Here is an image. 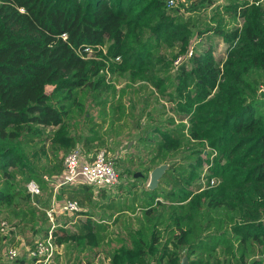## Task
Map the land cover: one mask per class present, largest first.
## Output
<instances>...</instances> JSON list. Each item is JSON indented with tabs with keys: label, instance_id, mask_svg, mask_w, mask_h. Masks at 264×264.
<instances>
[{
	"label": "trees",
	"instance_id": "1",
	"mask_svg": "<svg viewBox=\"0 0 264 264\" xmlns=\"http://www.w3.org/2000/svg\"><path fill=\"white\" fill-rule=\"evenodd\" d=\"M166 2L0 0V208L45 232V202L25 183L46 190L42 175L59 173L78 141L82 152L102 147L99 127L125 114L113 81L124 75L175 90L171 114L140 133L142 155L127 159L145 174L169 164L154 188L140 175L144 185L132 181L118 200L86 183L63 186L67 198L104 213L56 227L57 246L103 250L107 264H179L182 254L188 264H264V5ZM192 33L198 40L172 74ZM212 36L225 43L222 59L200 46ZM205 146L216 155L196 183ZM37 150L48 162L30 159ZM24 258L10 264H38Z\"/></svg>",
	"mask_w": 264,
	"mask_h": 264
},
{
	"label": "rangeland",
	"instance_id": "2",
	"mask_svg": "<svg viewBox=\"0 0 264 264\" xmlns=\"http://www.w3.org/2000/svg\"><path fill=\"white\" fill-rule=\"evenodd\" d=\"M168 1L169 0H167L166 2L167 6H170L174 4V2H176V0H171V2ZM217 1L222 2V0ZM260 4L264 5V0H262ZM197 40V36L192 33L189 38L188 45L185 47L186 50L184 52L176 53L172 61V74L176 73L174 69L176 68V65L180 62V60L185 59L187 56H189ZM200 46L204 48H210L212 50L213 56L217 59H222L224 56L225 43L218 36L203 38L201 40ZM87 53L90 54L91 51L88 50ZM142 77L143 76H140V78ZM126 80H128V77L124 75L118 76L113 74V81L115 83L116 89L118 90V92H122V106H124V109L126 110V114L123 115V118L128 117V125L124 124L123 126L127 127L122 128V130L120 131V135L118 136H116V123L111 124L109 128L107 126L105 128H102V126L99 127V131L103 132L105 136V142L102 147L105 148L109 156L114 157L115 154H118L120 156L119 158H117L120 160H117L116 158L114 159L115 167L119 176V182L114 186L112 191L103 192V200H107L108 197H111L112 200H118L121 194L126 190V188H130V183L132 181L139 186L144 185V180L139 179V177L141 176L138 175L136 177H133V173L136 171L141 172V175L145 174L142 168L136 164V161L124 162L121 161V159H124V157H131L132 160H135L134 156H136V154L142 155V151L138 149V136L142 131H145V129L149 128L151 124L155 122L164 123V118L166 117V115L171 114V107H174L170 98L174 96L175 90L171 89L169 93L167 90L160 92L157 91V89H155V87L146 80H141L134 83H126ZM145 97H147V103L144 100ZM174 116L176 118L184 117L183 115L176 114ZM93 117L95 119L97 118L96 115H94ZM97 120L99 119L97 118ZM120 128L121 127H119V129ZM85 133L86 127L81 124L80 134L83 136ZM80 145L81 143L78 141L74 147L79 148ZM199 147L201 148L200 145ZM207 150H210V147L205 146L199 154V165L195 166V171H197L195 177L196 183L204 181L208 177L207 174H210L209 167L212 165L213 157L216 155V152L215 150H212L210 154H207ZM82 153L86 154L87 152L85 153L84 151ZM30 159L33 162L35 161L36 163L41 164L48 162L49 155L47 153L45 154V151L37 150L32 153ZM165 162H167L168 166L169 162ZM145 175L148 179V172ZM43 179L44 182H46V187L50 189V179H48V177L46 179ZM209 180L211 181V179ZM38 196L40 197L41 202L44 201L45 203L50 202L52 198L57 199L55 195H48V189H46L44 192L42 191V193ZM99 199L100 197H95L93 200L97 202V200ZM83 208L84 209L82 212L93 215L95 218H99L101 214L100 212H102L100 208L93 207L92 204H86ZM79 210L74 211L73 213L77 214L76 212H78ZM60 212L61 211L57 212V219L59 221H62V216H64V214ZM3 219L6 220L9 224V227L12 228L7 234H0V264H7L11 263V261L4 260L1 255L6 252L8 247H16L15 244H17V242H19L17 246H23L22 242L24 240L29 241L30 244L36 236H39L41 234L35 232V227L34 229L24 227L17 221V219L14 218L12 213L8 212V209L0 208V220ZM112 229L117 231V224L113 225ZM15 231L19 232L20 235ZM16 235L19 237L16 238ZM59 253L60 254H54L51 264H73L76 256L78 257L77 264H107V257L105 255V252L100 249H97L95 251L87 249L82 252H78V250L72 251L69 246L63 244V246H61V249H59ZM22 254H24V250L22 249V247H16V255L20 256Z\"/></svg>",
	"mask_w": 264,
	"mask_h": 264
},
{
	"label": "built area",
	"instance_id": "3",
	"mask_svg": "<svg viewBox=\"0 0 264 264\" xmlns=\"http://www.w3.org/2000/svg\"><path fill=\"white\" fill-rule=\"evenodd\" d=\"M262 0H247L248 3L258 4ZM168 2H171L169 0ZM43 178L50 179L51 189L53 192L64 184L86 183L91 186L94 192L99 188L112 190L119 182L118 172L115 167L114 157L109 156L105 148L100 147L92 153L85 155L80 148L74 147L68 150L62 159V169L59 173L50 175H42ZM25 189L31 198L41 193L39 184L29 179L25 183ZM52 198L48 206L44 208L46 216V230L39 236H36L26 249L28 258L32 259L33 263L51 264L53 254L58 251V246L55 243L54 229L56 227L69 228L73 224L75 217L70 219H57V212L74 214V211L79 210V205L75 199L62 197L60 199ZM34 203V201L32 200ZM12 228L6 220H0V234H7ZM5 256L7 259H12L16 256V247H8Z\"/></svg>",
	"mask_w": 264,
	"mask_h": 264
},
{
	"label": "crops",
	"instance_id": "4",
	"mask_svg": "<svg viewBox=\"0 0 264 264\" xmlns=\"http://www.w3.org/2000/svg\"><path fill=\"white\" fill-rule=\"evenodd\" d=\"M125 112H126V110H125ZM126 114V113H125ZM125 114H123V115H125ZM127 118L128 117H126V118H121V119H119V120H114V122H113V124L114 123H116L115 125L117 126V129H116V136H118V135H120V131L122 130V128H125V127H127V126H123L124 124H126V125H128V123H127ZM118 123V124H117ZM121 123V124H120ZM110 127L109 126V124L107 123V122H104L103 124H102V128L104 127ZM119 127H121L120 129H119ZM105 137V136H104ZM105 142V141H104ZM87 152V153H86ZM85 153V155H88V154H90V153H92V152H89V151H86ZM120 156L118 155V154H115L114 155V158H119ZM125 159V160H124ZM124 159L122 158L121 159V161H127V159H129V157L127 158V157H124ZM117 160H120V159H117ZM120 162V161H119ZM65 185L67 186L68 184H64V185H61L59 188H57V190L55 191V192H53L52 191V189L50 188H46V189H48V195H51L52 194V196H54L55 195V197L57 198V199H60V198H62V197H67V196H64L65 194V192L63 191L62 192V188H63V186L65 187ZM117 185V184H116ZM68 186H71V184H69ZM51 187V186H50ZM64 189V188H63ZM42 191H45V190H41V193H42ZM40 193V194H41ZM39 194V195H40ZM96 196H98L96 193L95 194H93V199L96 197ZM94 201V200H93ZM48 204H49V202L48 203H44V204H42V207L43 208H46L47 206H48ZM87 203H86V201H84V203L83 204H80L79 206H80V212L78 211V212H76L77 214H70V216H68V214H65L64 216H62L63 217V219H70V218H73V217H75L76 219L74 220V222H73V224L71 225V227H69V229H73L74 228V224L75 223H77V222H79V221H81V220H83V219H85L87 216H89V217H91V218H94V219H98V218H95L93 215H90V214H86V212H82L83 211V207L86 205ZM89 204V203H88ZM99 208V207H98ZM101 214H103L104 212H100ZM35 227H36V225H35ZM16 232V231H15ZM17 234H19V232H16ZM20 235V234H19ZM16 238L17 237H19V236H15ZM16 241V240H15ZM14 241V242H15ZM16 243V242H15ZM19 242H17V244H18ZM17 244H15L16 245V247H22V249L24 250V254H22V255H18V257H25L24 259L25 260H27L28 259V257H27V254H26V249H27V244H28V241L27 240H24L23 242H22V244H23V246L22 245H18L17 246ZM31 244V243H30ZM61 246H63L62 244L61 245H58V253H59V249H61ZM2 256V258L4 259V260H6V261H11L12 259H7L6 258V256H5V253H3V255H1ZM17 256V255H16ZM25 262V261H24ZM7 264H10V263H7ZM39 264V263H38Z\"/></svg>",
	"mask_w": 264,
	"mask_h": 264
},
{
	"label": "water",
	"instance_id": "5",
	"mask_svg": "<svg viewBox=\"0 0 264 264\" xmlns=\"http://www.w3.org/2000/svg\"><path fill=\"white\" fill-rule=\"evenodd\" d=\"M166 167H167V162H161V163L154 165L153 167L149 169L148 179L146 183L147 188L152 189L157 185V182L159 178L161 177V175L163 174ZM138 175L140 176L141 172L136 171L133 173V177H136ZM179 264H188L187 257L185 254H182L179 260Z\"/></svg>",
	"mask_w": 264,
	"mask_h": 264
}]
</instances>
